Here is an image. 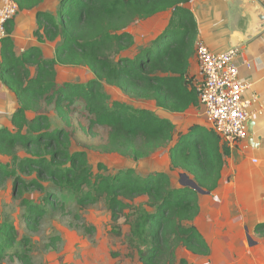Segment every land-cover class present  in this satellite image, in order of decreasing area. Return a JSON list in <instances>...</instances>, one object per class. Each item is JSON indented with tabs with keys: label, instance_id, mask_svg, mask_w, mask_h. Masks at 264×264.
Segmentation results:
<instances>
[{
	"label": "trees",
	"instance_id": "trees-1",
	"mask_svg": "<svg viewBox=\"0 0 264 264\" xmlns=\"http://www.w3.org/2000/svg\"><path fill=\"white\" fill-rule=\"evenodd\" d=\"M13 1L19 13L32 11L45 0ZM191 1L59 0L54 13H37L34 32L39 43H57L52 59H45L39 47L18 55L12 37L14 18L6 24L0 80L19 107L11 120L13 128L0 130V156L9 158L8 163L0 162V183L13 178L17 193L32 188L43 195L44 205L23 200L31 230L39 228L46 207L65 209L59 201V194H65L80 207L103 202L114 219L124 208L133 210L128 243L143 264H192L178 257L181 249L210 256L195 225L202 194L179 180L186 174L200 189L215 192L231 153L228 142L208 125L193 124L179 131L171 119L148 107L114 100L105 91V86L117 88L128 99L155 102L174 115L200 107L197 85L189 76L198 35ZM134 25H153L158 31L140 39L128 31ZM57 66L88 68L93 78L87 83H59ZM28 113L34 117L29 119ZM96 128L108 130L106 152L135 162L166 149L169 172L142 175L130 168L112 174L99 164L95 173L88 154L73 150V141L78 130ZM177 172L176 185L171 173ZM141 198L145 204L135 205ZM16 235L13 225L1 227L0 264ZM28 253L17 256L28 262Z\"/></svg>",
	"mask_w": 264,
	"mask_h": 264
},
{
	"label": "crops",
	"instance_id": "crops-1",
	"mask_svg": "<svg viewBox=\"0 0 264 264\" xmlns=\"http://www.w3.org/2000/svg\"><path fill=\"white\" fill-rule=\"evenodd\" d=\"M58 2L45 0L34 10L17 14L12 37L18 55L39 47L45 59L54 57L55 48L47 56L45 43H39L34 32L37 13H54ZM257 6L264 12V0H192L189 4L198 25L196 42L202 41L214 53L237 49L235 64L239 78L249 85L244 99L252 102L248 137L228 143L231 153L222 170L218 189L200 197L201 211L195 225L210 247L206 264H264V29L259 28L261 12ZM63 67L57 66L58 81H72L71 77L59 78ZM189 76L194 77L195 83L200 80L196 54L190 60ZM153 105L148 108L175 123L173 114L157 108L155 102ZM18 107L16 96L0 80V130L13 128L11 120ZM186 113H193L195 120L199 116L190 125H205L200 119L201 112L195 107ZM27 115L29 119L34 117L32 113ZM165 153L167 167L155 172H169L168 151Z\"/></svg>",
	"mask_w": 264,
	"mask_h": 264
},
{
	"label": "rangeland",
	"instance_id": "rangeland-1",
	"mask_svg": "<svg viewBox=\"0 0 264 264\" xmlns=\"http://www.w3.org/2000/svg\"><path fill=\"white\" fill-rule=\"evenodd\" d=\"M9 2L14 1L0 0V6H2L0 12ZM158 23L159 21L153 24L157 25ZM128 31L136 34L140 39L144 38V35L149 39L158 29L153 25H144L143 27L134 25ZM56 45V42H46L43 46L44 53L49 56L53 53ZM66 77L72 78L70 82L87 83L93 78V75L88 68L63 67L60 69L59 78L64 80L67 79ZM105 91L114 100H123L136 107L154 106V102L151 101L128 99L120 90L111 86H105ZM196 111L201 112L200 119L207 126L208 123L201 108H196ZM192 114L171 115L178 130H186L199 118L197 116L195 120ZM107 137L108 130L104 128L89 131L80 129L74 137L73 150L84 151L88 154L95 173L98 172L99 164H104L108 168V172L112 174L119 170L132 168L144 175V172L165 170L164 168L167 167L166 149L158 150L150 158L135 162L133 159L119 154L106 152L104 146ZM18 152L20 157L25 156L21 148L18 149ZM0 162L8 163L9 158L0 156ZM157 166L160 167L157 168ZM178 174V172L171 173L173 184L177 185ZM22 177L27 178L26 180L34 178L24 175ZM14 188L13 178L0 183V229L3 225L9 224L17 230V241L7 249L2 264H143L136 250H133L128 243L132 230L129 214L131 215L133 210L131 212V209L124 208L118 213L117 219H114L112 212L103 202L80 207L74 197L59 194V201H63L65 209L57 211L46 207V217L41 221L39 228L33 231L25 219L27 207L23 205V200L30 199L37 205H44L43 195L32 188L24 189L25 191L19 194L14 191ZM145 201L144 198L137 199L134 204L144 205ZM85 226L93 228V231H88ZM26 250L29 252L30 261L28 262L20 260L17 256ZM178 257H184L192 264H206L208 258L195 256L185 249L178 252Z\"/></svg>",
	"mask_w": 264,
	"mask_h": 264
},
{
	"label": "built area",
	"instance_id": "built-area-1",
	"mask_svg": "<svg viewBox=\"0 0 264 264\" xmlns=\"http://www.w3.org/2000/svg\"><path fill=\"white\" fill-rule=\"evenodd\" d=\"M18 11V6L9 2L0 12V71L6 24L17 16ZM195 50L201 73L196 90L207 125L229 144L245 140L252 102L244 99L249 85L239 78L235 64L237 49L214 53L202 41H197Z\"/></svg>",
	"mask_w": 264,
	"mask_h": 264
},
{
	"label": "water",
	"instance_id": "water-1",
	"mask_svg": "<svg viewBox=\"0 0 264 264\" xmlns=\"http://www.w3.org/2000/svg\"><path fill=\"white\" fill-rule=\"evenodd\" d=\"M253 4H255L253 2ZM259 12H261V14L259 15V28L260 29H264V12L262 11V8L260 6H257ZM234 49V48H233ZM231 50V49H230ZM229 51V50H228ZM227 52V51H226ZM251 127H252V124H250V127H249V133L251 134ZM180 184L182 186H188V187H191L192 189L198 191L200 194L202 195H207L209 194V192L207 191H204L202 189H200L198 187V185L196 184L195 181H193L192 179H189V177L186 175V174H182L181 175V178H180Z\"/></svg>",
	"mask_w": 264,
	"mask_h": 264
}]
</instances>
